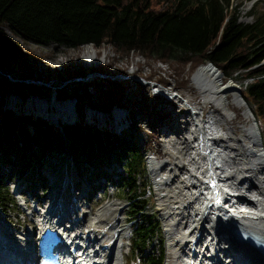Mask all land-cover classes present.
<instances>
[{"label":"trees","instance_id":"trees-1","mask_svg":"<svg viewBox=\"0 0 264 264\" xmlns=\"http://www.w3.org/2000/svg\"><path fill=\"white\" fill-rule=\"evenodd\" d=\"M244 1L0 0V206L16 204L5 180V164L11 165L14 172L34 177L38 172L49 170L62 159L65 151H70L78 173L87 172V178L95 174L94 166L110 161L117 162L125 171L127 177L120 184L130 194L132 217H138L133 221L131 250L134 253L143 254L151 238L161 239L163 227L159 218L147 213L151 186L145 153L134 142L133 135L127 138L101 131L82 123L83 118L59 132L54 124L33 114L8 115L9 110L3 108L5 96L13 94L15 89L7 69L17 64L23 79L36 78L30 58L36 60L38 56L21 42L55 43L76 49L86 45L110 46L119 55L138 53L147 60L170 63L178 87L189 86L195 68L211 63L224 74V82L237 75L247 82L242 81L241 94L261 122L260 133L264 139V12H257L253 2L250 11L253 20L241 21ZM8 31L18 40L11 38ZM91 71L103 73L105 69ZM64 74L67 80L84 78L88 72L82 67H66ZM158 81L167 83L165 77ZM137 87L139 101L129 111L125 109L131 131L140 128L135 112L141 108L159 122L168 115L160 111L156 94H147L140 82ZM130 88L128 79L95 77L90 81L76 80L70 94L58 87L44 90L36 81L26 80L20 82L17 91L24 97L53 93L59 99L75 98L82 116L84 106H95L98 111L108 113L114 107H127L124 102ZM92 90L96 92V103L91 100L95 97ZM151 100L154 101L151 103ZM29 124L33 133L26 127ZM149 135L152 137L154 133ZM160 244L159 253L149 256L144 264H164L162 241Z\"/></svg>","mask_w":264,"mask_h":264},{"label":"bare ground","instance_id":"bare-ground-1","mask_svg":"<svg viewBox=\"0 0 264 264\" xmlns=\"http://www.w3.org/2000/svg\"><path fill=\"white\" fill-rule=\"evenodd\" d=\"M8 33L14 38L10 31ZM95 60V54L90 51L82 57V61L89 66ZM221 80L220 73L211 64L201 65L191 75V82L202 98L212 102L224 112V116L229 117L228 97L225 95L238 88L233 83L222 84ZM156 93L170 100L182 97L181 94L172 95L171 91L161 86ZM58 99L54 96L52 105L41 99H36L34 104L40 112H56L51 117V121L57 122L52 121L55 125L60 120L64 121V115L73 121L75 116L76 121L80 119L77 104L67 103L60 107ZM88 109L92 111V107ZM122 110V107H116L110 115L101 112L109 115L108 121L114 128L130 121L128 113L124 120ZM95 116L90 115L91 122L95 121ZM182 118L184 120L179 128L167 127L169 134L175 136L171 139L167 134V144L169 142L175 148V162L158 164L153 158L149 160L156 189L175 184L177 192L171 194L170 199L180 202L176 211L166 213L163 217L169 221L166 226V246L172 259L167 264H264V254L250 243L239 240L236 235V231L242 229L264 242V176H258L264 173V155L251 149L260 142L256 126L249 128L243 136L249 140V147L244 144V139L235 138L230 132L226 136L220 133L223 124L221 119L212 117L208 120L203 112L194 108ZM103 126H108L105 118ZM200 133L206 139L202 145ZM231 141L234 143L231 144ZM166 170L168 175L164 178L161 173ZM71 187L69 183L64 189L56 188L57 194L64 196ZM17 189L15 187L14 191ZM91 195V191L83 193L88 198ZM59 196L39 199L31 206L28 200L20 199L34 227L13 238L9 231L0 226V262L2 259L30 262L36 253L33 240L29 238L33 231H37L39 239L44 227L56 226L64 239L63 246L70 243L71 247L77 246L79 252L75 258L83 264H122L126 257L122 252L124 229L121 220L109 227L113 236L109 238L107 251L103 248L107 239L104 240L100 235V230L109 225L106 216L114 210L115 205L106 203L108 206L102 205L98 210H87L84 219L75 221L73 215L76 209L62 203ZM85 228H88V232ZM81 250L85 257H81Z\"/></svg>","mask_w":264,"mask_h":264},{"label":"rangeland","instance_id":"rangeland-1","mask_svg":"<svg viewBox=\"0 0 264 264\" xmlns=\"http://www.w3.org/2000/svg\"><path fill=\"white\" fill-rule=\"evenodd\" d=\"M237 1L239 0H234V3ZM253 2H255V9L257 12H264V0H246L244 1V5L240 10L241 21L250 22L253 20V17L250 15V11L253 9ZM13 39L18 40L16 37H14ZM21 44L23 45V47L35 51L38 56V59L36 60L30 58V64L32 65L33 69L36 70L35 79L37 80L23 79L22 71L17 64H13L7 69V74L13 82V87L15 89V92L13 94L9 93L5 96L6 101L3 105V108L9 110L8 115L32 113L35 117H39L44 121H48L50 124H53L52 121L57 123L55 120L51 121L52 115L56 114V112H52L53 114L51 113V110L49 112H47V110H45V112L44 110L40 112L38 107L34 104V101L36 99H41L48 102V105H52L54 104V96L56 95L52 93L43 97L33 95L24 97L17 91L22 80L30 82L36 81V84H38L44 90H47L46 88H50L51 90H55L57 87L63 88L67 91L68 94H70L72 89L76 85V80H81L82 82L86 80L90 81L95 77H101L103 80L110 77L113 79L123 78L128 79L129 84L132 86V88L128 90L127 99L124 102L125 104H127L128 108L122 107L124 120L126 118L125 116H127L126 110L132 108L134 103L139 101L140 99V93L138 92L137 87L138 82L142 83L145 86L144 89L147 91V94L151 96L156 94V96H158V107L160 108V111L168 114L164 118V120H162L161 122L156 121L153 114L149 113L146 109L141 108L140 111L135 112L137 123H139L140 128L131 131L130 127L128 126V121L124 122L121 126H115L114 128H112L111 122L109 123L107 118L110 113L109 115H105L103 112L98 111L99 108L95 106L94 108H92V111L88 109V106H84L83 114L82 116H80L79 120L76 121V116L74 119L75 121H73L68 117L65 118L64 115L62 117V119L64 120L63 122L60 120L57 125L54 124L59 129V132L62 131V128L73 126L84 119L82 123L90 122L89 124L91 126L97 127L101 131L107 130L113 135L127 138L133 135L134 142H138L139 145H141L142 151H145L144 153L147 169L149 168V170H151L149 164V160L151 158L154 159V157H157L158 164H161L162 162H175V148L173 149L169 142L167 144V134L170 133L167 130V127L170 126L179 128L181 126L182 120H184L182 117L185 116V114L188 113L190 109L194 108L203 112L205 118L208 120L212 117L223 120L221 121V123L223 124L221 125L220 133L225 134L226 136V133L230 132L235 138L244 139V144H246L247 146L250 145L249 140L243 136L247 133V130L249 128L256 126V129L258 130V133L260 135V142L258 146H255L253 148L251 147V149H254L256 152L264 155V139L260 133L261 125L258 122V119L255 117L253 111L249 107L248 102L244 100L241 94V88L244 86V84L247 83L246 81H243L242 76L237 75L236 78H230L229 80L224 82V74L211 64L213 69L216 70L217 73H220L222 79L220 82H222V84L233 83L238 88L237 90L230 91L225 95L228 97L229 103L227 108L229 109L227 111L229 117H227L224 116V112L218 109L212 102H206L202 98L200 91L191 82V77L189 86L178 87L176 73L174 71V68L168 62H162L157 59L147 60L145 59V57L138 53L119 55L116 54L110 46L95 47L93 45H86L79 49H76L69 48L63 45L60 46L55 43H50L48 45H38L34 43L24 44L21 42ZM88 51L94 53L96 57V60L91 66L85 64L82 61L84 53ZM200 66L201 65H199L198 67ZM66 67H70L73 69L82 67L88 72V75L84 78L65 80V78L63 77L65 76L64 70L66 69ZM198 67H196L195 70ZM100 68H104L105 71H103V73L91 71L92 69ZM124 70L126 71V73H121ZM150 75L153 76L150 78ZM160 77H165L167 83H165L164 85L161 84V82L158 81ZM61 78H63V80ZM242 81L244 84L242 83ZM160 86H163L171 91L172 95L178 96L179 94H181L182 97L174 98L171 100L167 99L166 96H161L159 95V93L155 92V90L157 91ZM24 91L26 92L25 88ZM92 94L95 97L91 98V100L96 103V92L92 90ZM58 101L61 102L60 107L67 103H69V105L70 103H73L74 105L77 104L75 98H62L58 99ZM153 101L154 100H151L150 102L152 103ZM15 102L17 103L15 104ZM74 111L76 112V110ZM236 113L242 115V118L239 117V115H237ZM91 114L94 116L96 115L94 118L95 121L93 122L90 121ZM97 118H99V120ZM104 118L108 125L107 127L103 126ZM26 127L28 129H31L30 124L26 125ZM161 127L165 128L161 129ZM31 133H33V129L31 130ZM150 133H154V136L151 137L149 135ZM173 136L174 135L172 133L169 134V137L171 139L173 138ZM232 142L234 143V141H231V144H233ZM87 167L89 166H85V168ZM94 167H97L98 170L96 169L95 174L91 178H87V172L85 173V171L84 174L78 173L77 165L73 162V157L70 151H65L62 155V159L58 163H55L47 171L38 172L36 177L31 176L26 178L27 175H25L24 173L21 174L19 172H14L11 165L5 164L3 168V172L6 175L5 180L11 192L15 195L14 197L16 199V204H11L6 207L0 206V226L2 225V227L9 231L10 235L13 238L19 236L20 232H24L29 228H33L34 224L28 217L27 210L21 206L20 199L28 200L29 205L31 206L34 205L39 199H43L51 195H55L56 197H58L60 194H57L56 188L64 189L66 185L71 183V189L66 194H64V196L62 195L59 197H61L62 203L73 209H76V213H74L73 215L75 221L84 219L85 215L87 214V210H98L102 207V205L105 207L111 204L115 205L113 207L114 210L111 211L112 213L110 212L106 216V221L109 225L105 229L100 230V235L103 236V239H107V241L103 243V248L105 249V251H107L108 246H110L109 238L113 236L109 228L110 225L113 223L115 224L117 220H121L120 224L124 229V245L122 248V252L126 257L122 264H144L149 256H151L152 254L157 255L159 253L161 245L160 241H162V246L165 251L164 264H167V262L172 259L170 257V254L168 253L169 251L166 246V226L169 221H165L163 217L166 215V213L169 214L173 211H176V207L180 204V202H178V199H170V197L172 196L171 194L174 195V193L177 192V189L174 188L175 184L165 185L161 189L157 190L151 171L148 170V180L151 188L147 195V199L150 202V206L147 207V213L155 214L159 218L163 227V233L161 239L157 240L155 238H151L149 240L143 254H141L140 252L134 253L133 250L130 249V247L132 242V231L134 229L133 221H135V219H138V217H132L131 214L133 211V207L129 202L130 194L127 193V191H125V189H123L120 184L121 179L126 178L127 175L125 171L117 164V162H114L111 165H104L103 169L100 168L101 165H96ZM105 171L109 174L111 180L110 178H103V176L107 175ZM116 173H118L119 175H116ZM167 175V170L161 173V176L164 178L167 177ZM258 176L260 178H263L264 173L258 174ZM15 187L21 188L23 190L22 195L14 191ZM91 190H93V192L89 198L87 196H83V193L90 192ZM81 195L83 196V198H81ZM164 196H166L167 200ZM85 230L86 232H88V228H85Z\"/></svg>","mask_w":264,"mask_h":264},{"label":"water","instance_id":"water-1","mask_svg":"<svg viewBox=\"0 0 264 264\" xmlns=\"http://www.w3.org/2000/svg\"><path fill=\"white\" fill-rule=\"evenodd\" d=\"M209 64V63H208ZM211 64V63H210ZM213 65V64H212ZM214 66V65H213ZM161 87H163V86H161ZM155 92H157L156 90H155ZM200 142H201V145L203 144V143H206V139H205V137H204V135H203V133H200ZM203 148V147H202ZM206 152H208V150L206 151ZM236 233H237V231H236Z\"/></svg>","mask_w":264,"mask_h":264}]
</instances>
